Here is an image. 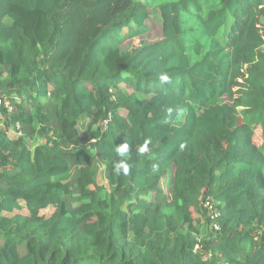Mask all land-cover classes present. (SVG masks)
Listing matches in <instances>:
<instances>
[{"label":"trees","instance_id":"1","mask_svg":"<svg viewBox=\"0 0 264 264\" xmlns=\"http://www.w3.org/2000/svg\"><path fill=\"white\" fill-rule=\"evenodd\" d=\"M71 1L0 0V116L25 133L0 129V264H264V0L79 5L74 71L49 62ZM155 15L162 39L124 48Z\"/></svg>","mask_w":264,"mask_h":264},{"label":"rangeland","instance_id":"2","mask_svg":"<svg viewBox=\"0 0 264 264\" xmlns=\"http://www.w3.org/2000/svg\"><path fill=\"white\" fill-rule=\"evenodd\" d=\"M95 0H72L70 5L64 10L63 15L61 17L63 23V32L61 36V40L56 45V49L50 58L49 62L54 66L64 67L67 70L74 71L80 60H81V51L80 48L73 47L70 39L76 36V34L80 30V20L76 17V9L79 5L88 4ZM149 3L151 10H160V6L166 2H174L177 0H140ZM156 18L152 17L149 20L148 26L150 30L143 36L140 37H127L125 40L123 47L127 50H134L142 44H152L158 42L162 39V31H161V23L159 21V17L155 15ZM132 90V89H130ZM225 102H230V98L226 97L223 99ZM0 129L4 130L6 134L17 144H21L24 138V131L17 130L16 126L10 122L9 119L2 118L0 116ZM261 138V129L258 128L256 130L255 139ZM79 168L77 166H72L71 174L72 180L74 181V177L77 175ZM17 169L15 165H11L6 169V173L10 175H14L17 177ZM3 174H1V178ZM106 183V181H105ZM167 194H169V189H166ZM71 196L77 194V185L73 184L72 190L70 192ZM68 202L72 207L76 206V202L69 197ZM52 212V210L48 211Z\"/></svg>","mask_w":264,"mask_h":264},{"label":"clouds","instance_id":"3","mask_svg":"<svg viewBox=\"0 0 264 264\" xmlns=\"http://www.w3.org/2000/svg\"><path fill=\"white\" fill-rule=\"evenodd\" d=\"M161 84L168 83L170 81V77L167 73H161L158 77ZM113 151L116 154V157H120L119 159H114L113 169L117 174L128 175L131 171V164L129 163L130 159V145L125 140V142L115 145ZM138 155L143 157L146 153L149 152V141H145L143 144L137 147Z\"/></svg>","mask_w":264,"mask_h":264},{"label":"built area","instance_id":"4","mask_svg":"<svg viewBox=\"0 0 264 264\" xmlns=\"http://www.w3.org/2000/svg\"><path fill=\"white\" fill-rule=\"evenodd\" d=\"M6 105L9 108V110H11L8 104ZM16 128L17 130H21L19 124H16ZM254 141L257 145H261L262 137L258 139H254ZM201 204L203 208L207 211V215L211 220V225H210L211 229L216 230V231L220 230V224L218 222V219L220 217L218 201H216L212 196H207L205 198L201 197Z\"/></svg>","mask_w":264,"mask_h":264}]
</instances>
